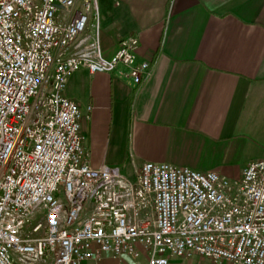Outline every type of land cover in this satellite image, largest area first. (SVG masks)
I'll use <instances>...</instances> for the list:
<instances>
[{"label":"built area","instance_id":"built-area-1","mask_svg":"<svg viewBox=\"0 0 264 264\" xmlns=\"http://www.w3.org/2000/svg\"><path fill=\"white\" fill-rule=\"evenodd\" d=\"M97 22V0H0V264H99L138 247L148 264H264V159L234 182L163 163L133 179L87 164L67 78L122 66L139 86L150 69L136 37L103 57L87 35Z\"/></svg>","mask_w":264,"mask_h":264},{"label":"crops","instance_id":"crops-1","mask_svg":"<svg viewBox=\"0 0 264 264\" xmlns=\"http://www.w3.org/2000/svg\"><path fill=\"white\" fill-rule=\"evenodd\" d=\"M97 9L87 35L97 34L103 57L136 37V59L150 69L139 86L122 66L67 78L62 94L79 108L88 165L127 177L163 163L234 182L264 159V0H97ZM138 251L99 264H148ZM168 264L214 263L194 256Z\"/></svg>","mask_w":264,"mask_h":264},{"label":"rangeland","instance_id":"rangeland-1","mask_svg":"<svg viewBox=\"0 0 264 264\" xmlns=\"http://www.w3.org/2000/svg\"><path fill=\"white\" fill-rule=\"evenodd\" d=\"M133 175H129V176H127V178H129V179H133ZM36 219H33V222L35 221Z\"/></svg>","mask_w":264,"mask_h":264}]
</instances>
